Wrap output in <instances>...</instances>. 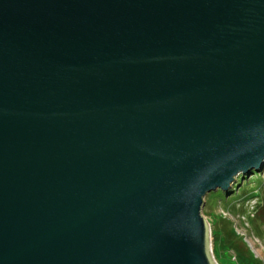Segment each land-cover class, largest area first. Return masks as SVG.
Here are the masks:
<instances>
[{
	"label": "water",
	"instance_id": "water-1",
	"mask_svg": "<svg viewBox=\"0 0 264 264\" xmlns=\"http://www.w3.org/2000/svg\"><path fill=\"white\" fill-rule=\"evenodd\" d=\"M263 166L264 0H0V264H217Z\"/></svg>",
	"mask_w": 264,
	"mask_h": 264
},
{
	"label": "rangeland",
	"instance_id": "rangeland-1",
	"mask_svg": "<svg viewBox=\"0 0 264 264\" xmlns=\"http://www.w3.org/2000/svg\"><path fill=\"white\" fill-rule=\"evenodd\" d=\"M235 184L226 197L205 198L202 216L213 259L217 264H264V166L256 175L237 177Z\"/></svg>",
	"mask_w": 264,
	"mask_h": 264
},
{
	"label": "trees",
	"instance_id": "trees-1",
	"mask_svg": "<svg viewBox=\"0 0 264 264\" xmlns=\"http://www.w3.org/2000/svg\"><path fill=\"white\" fill-rule=\"evenodd\" d=\"M256 173L257 172H252L251 173V175H256ZM241 177H238V179H240ZM237 185L235 184V185H233L232 186V188H231V191H233V189L236 187ZM230 191V190H229ZM213 195H217V196H219V197H226L227 196V194H225V193H223V192H221V191H218V192H216V193H211L209 196H210V198L213 196ZM231 197V196H230ZM232 197H233V195H232Z\"/></svg>",
	"mask_w": 264,
	"mask_h": 264
}]
</instances>
